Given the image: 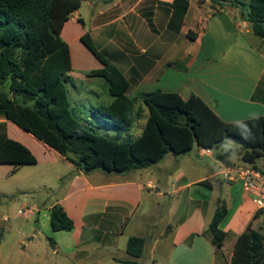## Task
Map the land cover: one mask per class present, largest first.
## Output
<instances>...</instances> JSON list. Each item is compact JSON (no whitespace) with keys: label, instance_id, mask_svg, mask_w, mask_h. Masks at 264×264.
<instances>
[{"label":"crops","instance_id":"1","mask_svg":"<svg viewBox=\"0 0 264 264\" xmlns=\"http://www.w3.org/2000/svg\"><path fill=\"white\" fill-rule=\"evenodd\" d=\"M173 1L83 2L61 32L71 52L69 76L86 82L90 72L103 68L81 40L89 34L96 49L125 77V95L130 99L155 91L175 93L184 100L195 95L228 123L264 116V42L253 32L247 6L240 4L249 0H184V13L173 7ZM102 87L108 91L107 83ZM88 95L82 91L81 99L92 108L94 98H85ZM112 98L108 102L96 96L97 107L109 105ZM136 108L144 116L123 129L124 137L136 138L145 127L147 109L141 101ZM5 138L27 147L37 163L15 174L11 165L2 164L7 167H0V179L22 174L18 179L27 184L46 187L49 180L62 184L48 214L30 209L28 217L43 223L50 220L53 206L63 208L74 221L71 249L63 253L73 264H130L131 237L146 239L136 264H231L239 235L250 225L259 230L264 224V215L258 214L243 182L228 181L223 175L235 165L257 167L259 160L254 165L242 161L239 145L236 159H230L222 147L205 153L195 146L190 158L188 153L168 154L141 170L85 173L6 119L0 109V145ZM218 201L227 205L219 225L225 233L220 248L212 244L208 232ZM35 232L27 235L29 241L37 237Z\"/></svg>","mask_w":264,"mask_h":264},{"label":"trees","instance_id":"2","mask_svg":"<svg viewBox=\"0 0 264 264\" xmlns=\"http://www.w3.org/2000/svg\"><path fill=\"white\" fill-rule=\"evenodd\" d=\"M84 1L0 0V109L6 119L85 173L145 169L168 154H187L195 146L218 149L228 137L240 146L242 161L254 165L264 157V116L245 120L252 128L251 138L245 140L233 123L221 120L195 95L184 100L175 93L155 91L130 99L125 95V77L96 49L89 34L81 40L103 65L89 76L104 78L114 100L109 105L93 107L91 113L96 120L90 124L83 126L77 122L66 86L73 70L71 52L61 32ZM240 4L247 6L253 32L264 42V0ZM172 5L180 12L187 10L184 0H174ZM137 101L148 112L145 127L136 138L124 137L123 129L144 116V111L136 108ZM36 163V157L20 142L11 138L2 141L0 164L11 165V174ZM226 213L225 201H218L208 227L211 242L217 248L224 243L225 233L219 225ZM258 214L263 212L259 210ZM50 223L54 231L74 228V221L59 205L51 208ZM145 246V238L129 239L130 264L142 257ZM231 264H264V224L259 230L250 225L239 235Z\"/></svg>","mask_w":264,"mask_h":264},{"label":"rangeland","instance_id":"3","mask_svg":"<svg viewBox=\"0 0 264 264\" xmlns=\"http://www.w3.org/2000/svg\"><path fill=\"white\" fill-rule=\"evenodd\" d=\"M87 50L94 61L100 63L94 54L89 49ZM74 55L76 54L74 53ZM75 68H78L77 64ZM70 79L66 86L70 103L76 109L73 116L77 122L86 126L85 120H94L91 116V110L98 106L96 96L105 97L108 102H111L113 98L106 91L107 89L102 87V84L106 85V81L102 77L91 76L90 81L86 82L71 77V75ZM82 91L90 94L85 98H94L92 108L86 101H82ZM83 105L87 106L86 110L82 107ZM187 157H192V151L188 152ZM35 167L39 168V166ZM256 168L264 177V157L259 159ZM17 177L22 178L24 176L19 174ZM18 178L0 179V264H73L63 254L67 248L71 249L70 231H54L49 219L45 218L43 223H40V221L30 219L28 217L30 214L19 213V210L34 209L40 210L43 215L48 214L47 208L63 191L62 184L49 180L47 186L44 187L41 183L27 184L26 181ZM32 230L33 232L36 231L37 237L29 241L27 235H31ZM53 243L60 244V248ZM55 250H58V253Z\"/></svg>","mask_w":264,"mask_h":264},{"label":"built area","instance_id":"4","mask_svg":"<svg viewBox=\"0 0 264 264\" xmlns=\"http://www.w3.org/2000/svg\"><path fill=\"white\" fill-rule=\"evenodd\" d=\"M202 151L205 153L209 152L207 149H202ZM223 175L228 181L241 180L244 191L251 196L258 210H261L264 214V177L260 170L255 167L235 165L227 168ZM19 213L32 214V210H19Z\"/></svg>","mask_w":264,"mask_h":264},{"label":"clouds","instance_id":"5","mask_svg":"<svg viewBox=\"0 0 264 264\" xmlns=\"http://www.w3.org/2000/svg\"><path fill=\"white\" fill-rule=\"evenodd\" d=\"M233 126L236 127L239 131V134L242 139H250L252 136V128L247 122L243 119H236L233 122ZM221 147L225 150V153L229 155L230 159H236L239 154L238 144L236 141L232 140L230 137L225 138Z\"/></svg>","mask_w":264,"mask_h":264},{"label":"water","instance_id":"6","mask_svg":"<svg viewBox=\"0 0 264 264\" xmlns=\"http://www.w3.org/2000/svg\"><path fill=\"white\" fill-rule=\"evenodd\" d=\"M184 154H186V153H184Z\"/></svg>","mask_w":264,"mask_h":264}]
</instances>
